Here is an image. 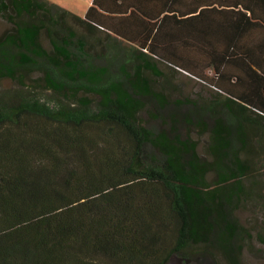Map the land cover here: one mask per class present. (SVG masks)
Masks as SVG:
<instances>
[{
	"label": "trees",
	"instance_id": "trees-1",
	"mask_svg": "<svg viewBox=\"0 0 264 264\" xmlns=\"http://www.w3.org/2000/svg\"><path fill=\"white\" fill-rule=\"evenodd\" d=\"M123 1L111 11L95 0L77 16L47 0H0L11 23L0 80L16 84L0 87V264H184L193 246L239 264L242 228L227 208L249 196L248 154L264 151V0ZM22 14L35 20H14ZM65 15L111 38L132 68L94 65ZM160 64L210 89L203 105L182 103L186 123L208 133V158L189 132L138 115L148 99L172 104L153 86ZM23 67L41 76L27 81ZM165 113L162 124L176 121Z\"/></svg>",
	"mask_w": 264,
	"mask_h": 264
},
{
	"label": "rangeland",
	"instance_id": "rangeland-1",
	"mask_svg": "<svg viewBox=\"0 0 264 264\" xmlns=\"http://www.w3.org/2000/svg\"><path fill=\"white\" fill-rule=\"evenodd\" d=\"M67 11L71 15L82 16L89 0H49ZM12 13V12H11ZM51 13H59L58 10H51ZM14 18V17H13ZM14 20H21L29 22L35 18L22 14ZM64 24L72 27L78 34L86 40L85 51L89 55L90 61L94 65H107L110 74L120 76L121 70L132 68V60L130 54L123 53L118 50V46L111 40L106 38L104 33L100 31L89 32L86 26L82 23L76 22L71 16L65 15ZM11 23L0 14V33L6 29H10ZM52 32L58 29L52 26ZM50 28V29H51ZM40 42L46 50L51 49L50 35L45 29L40 32ZM14 53L15 50H12ZM37 64L41 66L44 59H35ZM160 70L163 72V77L156 78V83L153 85L155 89L162 91L163 96L172 103L163 110H159L157 102L153 99L146 100V108L142 109L138 115L145 122L146 125L153 129H159L161 126L166 127L171 125L180 133L185 134L189 132L190 136L198 140L197 151L201 156L209 157L207 148L208 133L199 134V127L192 126L186 123L188 119L193 121V110L190 105L182 104L183 102H194L203 105L209 98L210 89L205 84L190 78L182 73H171V71L164 65L160 64ZM16 73L25 80L29 81L32 78H39L41 71L34 70L32 73L28 72V68L17 69ZM32 77V78H31ZM37 84L42 85L41 81ZM15 82L9 78L0 80V87L11 88L15 86ZM39 90L46 98H53L50 90ZM83 97H94L91 94L81 93ZM167 110V111H166ZM157 112L161 116L168 118V114L175 117L174 123H161L157 117ZM207 113V112H206ZM201 113L200 118H206ZM163 114V115H162ZM223 114V113H221ZM162 124V125H161ZM238 145V144H235ZM243 155L245 153L242 152ZM249 158V172L245 177L244 182L249 187V196L240 198L227 208L228 217L235 223L239 224L242 230L239 232L236 240L238 249L239 264H264V151L260 150L258 154H248ZM213 177L212 173L208 174V178ZM202 250L200 246H193L189 248L187 262L184 264H228L224 254L218 250H212L209 254L195 253ZM177 257H171L166 264H179Z\"/></svg>",
	"mask_w": 264,
	"mask_h": 264
},
{
	"label": "crops",
	"instance_id": "crops-1",
	"mask_svg": "<svg viewBox=\"0 0 264 264\" xmlns=\"http://www.w3.org/2000/svg\"><path fill=\"white\" fill-rule=\"evenodd\" d=\"M47 1H48V2H51V1H49V0H47ZM94 1H95V0H89L88 5H87V7H86V10L88 9L89 6H91V5L94 4ZM97 1H98V2H97ZM96 2L99 3V4H101V5H103V6H105L107 9H109V10H111V11H114L115 9H110V8H112V7L116 6V5L121 4V0H96ZM123 2H125V1L122 0V4H123ZM128 2H130V1H128ZM86 10L84 11V13L86 12ZM83 15H84V14H83ZM83 15H82V16H83ZM139 19L141 20V18H139ZM141 21H142V20H141Z\"/></svg>",
	"mask_w": 264,
	"mask_h": 264
}]
</instances>
